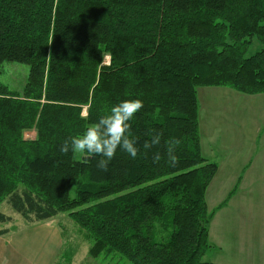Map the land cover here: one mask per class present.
I'll return each mask as SVG.
<instances>
[{
    "label": "trees",
    "instance_id": "1",
    "mask_svg": "<svg viewBox=\"0 0 264 264\" xmlns=\"http://www.w3.org/2000/svg\"><path fill=\"white\" fill-rule=\"evenodd\" d=\"M6 61L29 69L20 90L0 81V202L28 223L66 214L100 263L216 264L203 259L217 164L201 153L197 91L264 93V0H0V74ZM125 99L144 105L135 159L118 150L102 171L59 151Z\"/></svg>",
    "mask_w": 264,
    "mask_h": 264
},
{
    "label": "crops",
    "instance_id": "2",
    "mask_svg": "<svg viewBox=\"0 0 264 264\" xmlns=\"http://www.w3.org/2000/svg\"><path fill=\"white\" fill-rule=\"evenodd\" d=\"M200 89L206 92V98L215 99L207 103L214 107L217 118L213 128L203 132L199 111L201 153L217 164L205 194L208 209H215L209 224L212 247L208 250H215L211 262L264 264V237L259 231L264 214V210L260 211L264 195L259 192L264 189V93L248 95L227 87ZM247 113L251 117H245ZM258 117L260 123L256 121ZM243 139L250 146L245 147ZM48 221L12 230L0 227L7 229L0 234V264H59L66 239L62 229Z\"/></svg>",
    "mask_w": 264,
    "mask_h": 264
},
{
    "label": "clouds",
    "instance_id": "3",
    "mask_svg": "<svg viewBox=\"0 0 264 264\" xmlns=\"http://www.w3.org/2000/svg\"><path fill=\"white\" fill-rule=\"evenodd\" d=\"M141 99H125L114 104L109 114L100 117L95 123L88 127L82 135L68 137L60 145L59 151L63 154L69 152L88 153L99 157L96 167L107 171L113 157L120 150L127 153L132 159L138 155L139 148L137 139L131 135V124L134 115L143 108ZM162 133L155 132L150 141H145L143 148L148 150L161 142ZM179 140H171L167 144V164L175 166L179 157L176 147ZM161 160L159 153L153 156V163Z\"/></svg>",
    "mask_w": 264,
    "mask_h": 264
},
{
    "label": "rangeland",
    "instance_id": "4",
    "mask_svg": "<svg viewBox=\"0 0 264 264\" xmlns=\"http://www.w3.org/2000/svg\"><path fill=\"white\" fill-rule=\"evenodd\" d=\"M106 60L109 59L108 56L105 57ZM28 65L25 63H19V62H4L3 63V70L0 74V81L5 84L10 90H20L22 86L24 85L27 74H28ZM202 88V87H200ZM200 89L198 91V97L200 100L199 105V111H200V124L202 125V131L205 132V129L213 128V124L217 122V118L214 107H209L207 100H215L213 97L209 96L208 98L205 91H202ZM206 98V99H205ZM216 98V97H215ZM221 107V106H220ZM253 107L256 108L255 105ZM211 109V112H210ZM222 110V107H221ZM257 110V109H256ZM214 112V113H213ZM258 115V112H257ZM245 117H251L250 114H246ZM258 123L259 117L257 118ZM219 125L223 129V124L219 120ZM250 126L247 125L246 129H249ZM212 131V130H209ZM214 132V131H213ZM216 134V132H214ZM35 130H28L24 132V137L26 139H33L35 137ZM219 140L221 138L218 137ZM244 143L243 145L245 147L250 146L249 142H246L244 139L242 140ZM258 145L257 142L255 143V146ZM260 194L264 195V189H260ZM222 193V191L220 192ZM74 194V189L71 190V195ZM223 194V193H222ZM261 195V197H263ZM262 206L261 213L264 210V199L262 200ZM224 204V201L221 203V205L218 206L220 208ZM0 212L9 215L12 217V220L7 223L0 224V227H8L9 229H16L17 227L25 226L27 224H30L26 221H24L19 214H17L13 208L10 206V204L7 201V198L3 199L0 202ZM256 218V215H255ZM254 218V219H255ZM252 219V220H254ZM43 223V222H42ZM47 223L56 224L59 226L63 231V237L66 239L64 241V245L60 251V262L59 264H113L110 261H106L104 263H100L99 258L94 259L92 258L89 253L88 249L90 246V243L84 236V231L81 230L66 214H59L56 217L50 218ZM261 229L259 230L261 235L264 237V214L262 216V223L260 225ZM215 250L214 251H206L204 254L203 259L207 261H212L215 257ZM123 262V263H122ZM120 264V263H119ZM121 264H130L127 260L122 259Z\"/></svg>",
    "mask_w": 264,
    "mask_h": 264
}]
</instances>
